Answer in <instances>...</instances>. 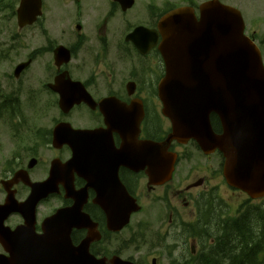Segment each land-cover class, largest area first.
Returning a JSON list of instances; mask_svg holds the SVG:
<instances>
[{
    "label": "flooded vegetation",
    "instance_id": "obj_1",
    "mask_svg": "<svg viewBox=\"0 0 264 264\" xmlns=\"http://www.w3.org/2000/svg\"><path fill=\"white\" fill-rule=\"evenodd\" d=\"M21 3L0 0V207L9 197L27 201L39 184L48 196L32 226L20 213L5 219L4 227L20 230L15 246L36 264L45 247L62 254L91 238L89 254L106 264H163V239L176 264L205 263L225 227V195L238 199L240 213L264 199L230 188L224 156L175 137L162 113L161 37L155 42L140 28L158 30L177 3L135 0L124 9L118 0H30L22 23ZM247 18L264 60V0H253ZM210 119L221 133L219 117ZM85 199L81 213L93 231L78 226L81 213L67 214ZM0 254L9 255L1 244Z\"/></svg>",
    "mask_w": 264,
    "mask_h": 264
},
{
    "label": "water",
    "instance_id": "obj_2",
    "mask_svg": "<svg viewBox=\"0 0 264 264\" xmlns=\"http://www.w3.org/2000/svg\"><path fill=\"white\" fill-rule=\"evenodd\" d=\"M27 1L22 4L21 16L26 14ZM200 12L198 20L191 9H180L161 24L162 50L168 65L164 87L179 89L178 83H194L202 97L198 104L191 94L171 93L165 96V113L173 120L176 133L183 130L205 148H220L227 159L228 182L256 197L264 193L261 54L245 37L244 21L237 10L214 0L202 5ZM187 65L189 70H184ZM193 65H197L195 71ZM215 95L221 99V108ZM212 111L220 115L223 136L212 131Z\"/></svg>",
    "mask_w": 264,
    "mask_h": 264
},
{
    "label": "trees",
    "instance_id": "obj_3",
    "mask_svg": "<svg viewBox=\"0 0 264 264\" xmlns=\"http://www.w3.org/2000/svg\"><path fill=\"white\" fill-rule=\"evenodd\" d=\"M251 217L253 216L250 212L245 218L230 223L226 228L228 230L226 235L218 238L216 247L211 249V255L203 260L206 261L203 264H244L243 259L246 258V255L249 253L254 254L257 250H259L257 254L260 252L264 253V227L262 228V221H260L261 216H259L260 220L255 221H251ZM245 227L252 230L245 232V230L243 231ZM256 232H258L259 235H257ZM243 235L247 236V240L249 238L254 239V244H257L256 248L250 249L249 247L248 249V247H246L245 251L242 250V247L246 243L245 238L241 239ZM217 250L222 251L216 255L215 252ZM260 260L262 264H264V257Z\"/></svg>",
    "mask_w": 264,
    "mask_h": 264
},
{
    "label": "rangeland",
    "instance_id": "obj_4",
    "mask_svg": "<svg viewBox=\"0 0 264 264\" xmlns=\"http://www.w3.org/2000/svg\"><path fill=\"white\" fill-rule=\"evenodd\" d=\"M172 1H174V2H180V1H182V0H172ZM244 1V3H246V4H253V0H243ZM235 3V2H234ZM239 5H241V3L239 4ZM241 7H242V5H241ZM228 197V193H227V195H225V199H227L228 200V204L229 205H231V207L229 208V211H230V213H235V211H236V208H237V205H238V199H236L235 201H234V197H231V198H227ZM229 213V212H228ZM255 214H257L256 215V220H258V217H259V215H262V216H264V213H261V212H256ZM245 230V232H249L250 230H252V229H248V228H244L243 229V231ZM247 234V233H246ZM254 234V233H253ZM248 235V234H247ZM218 237H220V235H218ZM246 237L247 236H244L243 235V237L241 238V239H244L245 238V241H246V243H245V245L242 247V250H244L245 251V248L246 247H248V249H249V247H250V249H252V247H253V245H254V242H255V240L254 239H251V238H249L248 240L246 239ZM222 250H217L216 252H215V254L217 255L218 253H220ZM247 252V251H246ZM244 260V264H255V262H254V260H252V259H250V258H248V259H243Z\"/></svg>",
    "mask_w": 264,
    "mask_h": 264
}]
</instances>
